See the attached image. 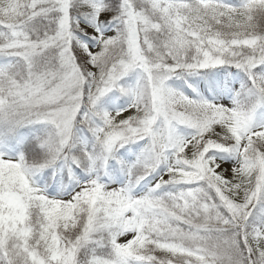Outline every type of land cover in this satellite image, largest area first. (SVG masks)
I'll return each instance as SVG.
<instances>
[{"label":"snow or ice","instance_id":"snow-or-ice-1","mask_svg":"<svg viewBox=\"0 0 264 264\" xmlns=\"http://www.w3.org/2000/svg\"><path fill=\"white\" fill-rule=\"evenodd\" d=\"M112 11L115 35L99 28ZM77 12L96 21L94 30L81 27ZM261 21L264 0H120L113 9L102 0H0V53L16 59L0 67L7 131L44 121L63 145L83 104L101 121L92 129L100 145L110 150L150 137L154 161L145 171L166 165L154 187L178 186L134 197L92 178L70 199L50 198L34 186L23 158L0 155V264H80L81 250L99 245L111 254L93 252L86 264H264V226L249 224L264 201V124L253 123L256 104L191 99L165 83L177 70L232 64L248 73L264 104ZM76 30L91 39L85 43ZM131 69L143 80L120 89L132 97L128 108L97 112L98 98ZM176 123L195 134L177 137ZM216 152L235 154L230 170Z\"/></svg>","mask_w":264,"mask_h":264},{"label":"trees","instance_id":"trees-1","mask_svg":"<svg viewBox=\"0 0 264 264\" xmlns=\"http://www.w3.org/2000/svg\"><path fill=\"white\" fill-rule=\"evenodd\" d=\"M109 9H113V6H119L120 0H102ZM227 3L238 5L240 0H226ZM112 17L109 23L115 29L118 24L114 21L116 12H111ZM74 18L78 19L81 24H90L93 19L88 17V14L81 15L79 12L74 14ZM37 26L42 28L45 21L38 20ZM261 27L264 28V21H261ZM76 36L87 43L91 39L90 36L84 35L83 32L76 30ZM94 43V42H93ZM4 57L0 53V60ZM264 68V65L260 66ZM232 73L235 75H244L250 82L248 73L242 69L235 67L232 64H221L205 69H197L194 71H182L177 70L175 73L169 75L166 80V86L173 89L176 92L184 90L190 93V90L197 85L200 80L203 82L204 89H208L213 78L223 75V73ZM136 78L139 84L143 80V73L139 69H131L120 77L118 83H122L125 80ZM215 82V81H214ZM169 85V86H168ZM253 86V85H252ZM115 87L104 93L97 100L95 105L97 112H105L109 107H112L115 103ZM242 93V91L240 92ZM206 96V97H205ZM191 99H211L213 94L191 92L188 95ZM82 115L76 116V124L73 126V131L68 139V144L64 148L72 147L71 151L63 154L65 159L55 158V161H51L46 164L45 159H39L40 152L46 151L50 146V142L43 147L39 145L41 140V133L34 128L32 124L39 125L42 132L48 131L45 127L48 123L44 124L42 121H33L19 124L13 131H7L5 123L0 120V144L3 147L11 149L18 158H23L29 165L30 178L34 186L41 185L44 187L50 195H70L75 191V187L80 183L85 182L89 173H93L96 178L104 186H112L116 188H127L129 193L134 196H141L153 190L157 194L165 192L175 191L178 186L173 185H161L160 188H155L157 182L156 169L162 168L164 163L158 166H153L151 170L145 171L146 164H152V160H147L145 155L152 152L151 150V138L148 136L137 137L130 139L126 142H121L113 146L112 149L106 150L100 145L93 134L92 129L101 123L100 119L91 113H88V108L85 105H81ZM87 114V116H86ZM87 120V122H82ZM162 126V121H157L154 127L159 128ZM34 128V129H33ZM81 128V132H85L78 139V129ZM174 134L177 137H190V132H186L184 126L181 124H174ZM54 147V143H52ZM84 153H87L85 156ZM69 154V155H67ZM216 158L222 162H236L235 154L229 152H216L214 153ZM77 159V160H73ZM32 160L34 162H32ZM61 160L65 161V166H60ZM64 167V168H62ZM139 177V179H137ZM71 198V197H70ZM69 198V199H70ZM264 221V201L258 202L256 207L252 209L249 216V224L253 227H259ZM95 252L98 255L109 256L111 249L107 245L99 246H85L80 254V264H86L88 257Z\"/></svg>","mask_w":264,"mask_h":264},{"label":"rangeland","instance_id":"rangeland-1","mask_svg":"<svg viewBox=\"0 0 264 264\" xmlns=\"http://www.w3.org/2000/svg\"><path fill=\"white\" fill-rule=\"evenodd\" d=\"M112 17V14L109 16L108 20H102L99 23V28L101 31L105 32L106 34H110V35H115V28L114 27H110L112 26L109 21L110 18ZM115 24H117L116 21H114ZM81 27L85 28L86 31H92L94 30V28L96 27V21L93 19L92 23L90 24H81ZM84 33V32H83ZM85 35V33H84ZM4 55V54H3ZM16 64V59L13 57H9L4 55V57H2V59L0 60V67H4L7 65H15ZM215 81V82H214ZM209 82L211 86L208 87V89H204L203 87V82L202 81H198L197 85L194 86L191 90L190 93L184 91V90H180L179 93H182L183 95L187 96L191 94V92H198L200 93H204L205 95H207L208 93L213 94V97L211 99H203V100H207L209 102L212 103H221L224 105H227L228 107H233L236 106V104H240L241 106H250L253 103L256 104L255 110L253 112V123L257 126L264 124V104L258 103V97L256 96L255 93V89L252 86V82H250L248 80V78H246L244 75H235L229 72L223 73V75L219 76V78L217 77L216 79H212ZM139 82L137 81L136 78L133 79H129V80H125L122 83H118V87H115V95L118 93V95L115 98V103L112 107H109L107 112L109 113H115L121 109H127L128 106L131 103L132 97L130 94L122 92L120 89L121 88H125V89H135L138 86ZM169 86V85H168ZM242 91V93H240ZM206 97V96H205ZM82 111V109L80 108L78 110V114L82 115V113L80 112ZM77 114V115H78ZM44 122V121H42ZM47 122H44V124H46ZM76 124V118L73 121V126ZM176 124H180V123H176ZM31 125L34 126V128H36L38 130L39 133H41V140L39 141V145L41 144V146L43 147L44 145H47L50 142V146L49 147H45L47 148L46 151H42L40 152V155L38 157L39 159H45V163L48 164L51 161H55V158L58 159H65L63 157H66L64 153H66V151L70 152L72 147H68L67 149L64 148V146H66L68 144V142H66L65 144L61 145L59 143V136L57 131L55 130L54 126H52L51 124H47L45 125V127L48 128V131L46 132H42L41 131V127H38L39 125H34L31 123ZM184 126L185 131L188 133L190 132V137L195 134V129H193L191 126L189 125H185V124H181ZM33 128V129H34ZM81 128L78 129V133L79 135L77 136L78 139L80 140L81 136L85 134V132H81L80 130ZM72 131H73V127H72ZM72 133V132H71ZM181 138H186V137H181ZM52 143H54V147L52 146ZM0 155L4 156L5 158H11V159H19L18 156L9 148L7 147H3L0 144ZM69 155V154H67ZM145 158L147 160H152L154 161V154L152 152H150L149 154L145 155ZM73 160H77L72 158ZM32 162H34L32 160ZM65 161L61 160L59 165L60 166H65ZM161 163H157L154 166H158ZM235 162H223V166L227 169L230 170V168L232 167V165H234ZM64 168V167H62ZM165 169H166V165H162V168H158L156 169L157 171V180L159 179V177L163 174H165ZM87 180L83 183H80L78 186L75 187V191L73 193H71L70 195H50L49 193H47L46 189L44 187H42L41 185H37L36 187H38L39 189L42 190V192L44 194H46L47 196H49L50 198H56V199H69L76 191L79 190L80 186L83 185L84 183H86L89 179L94 178L93 173H89V175H87ZM106 188H112V186H105ZM260 226H264V221L262 222V224ZM125 237H119V239L123 240Z\"/></svg>","mask_w":264,"mask_h":264}]
</instances>
